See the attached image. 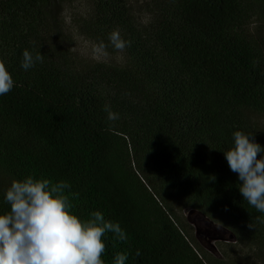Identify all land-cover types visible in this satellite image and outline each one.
Segmentation results:
<instances>
[{
	"label": "trees",
	"instance_id": "obj_1",
	"mask_svg": "<svg viewBox=\"0 0 264 264\" xmlns=\"http://www.w3.org/2000/svg\"><path fill=\"white\" fill-rule=\"evenodd\" d=\"M84 1L0 0V60L14 80L0 95V213L13 180L64 181L74 214L100 211L126 234L102 237L105 264L117 253L125 264H228L178 204L233 235L241 263L264 264V213L224 155L235 131L264 147V0H150L144 17L127 0ZM114 30L130 42L122 52ZM76 38L103 43L108 60H83ZM25 49L43 62L24 70Z\"/></svg>",
	"mask_w": 264,
	"mask_h": 264
},
{
	"label": "clouds",
	"instance_id": "obj_2",
	"mask_svg": "<svg viewBox=\"0 0 264 264\" xmlns=\"http://www.w3.org/2000/svg\"><path fill=\"white\" fill-rule=\"evenodd\" d=\"M114 49L123 51L130 42L114 30L109 34ZM106 46L101 43L100 50ZM21 67L32 68L43 62V55L33 56L25 49ZM14 80L3 60H0V95L9 93ZM109 120L119 115L105 108ZM234 146L224 152L228 166L238 174L239 191L244 200L258 212L264 213V147L253 135L242 131L233 133ZM67 182L52 183L49 179L28 176L13 180L6 190L5 201L10 210L0 213V264H105L102 259L106 245L102 237L107 232L118 240H126L119 223L106 221L100 211L82 220L72 211L73 205L65 189ZM140 255L139 250L136 253ZM127 254L117 253L114 264H125Z\"/></svg>",
	"mask_w": 264,
	"mask_h": 264
},
{
	"label": "rangeland",
	"instance_id": "obj_3",
	"mask_svg": "<svg viewBox=\"0 0 264 264\" xmlns=\"http://www.w3.org/2000/svg\"><path fill=\"white\" fill-rule=\"evenodd\" d=\"M131 6L134 8V11L136 14H138L140 17H144V11H145V6L146 4L150 1V0H127ZM75 7H77L79 9V11L81 10V8H85L86 2L84 0H76V2L73 4ZM76 10V9H75ZM75 13L74 10L70 9V7H68L65 11V16L69 17L71 15H73ZM74 49L75 52H77V54L82 57L83 60L86 61H106L108 60V57L101 52V50L99 48H97L96 45L85 41L82 38H76L74 41ZM176 211L178 213V216L181 219H184L185 221H187L189 223V225L192 227V231L191 233H193V235H196V227L190 223L189 221V217H191L192 220L195 221V223L202 225V230L203 232L208 235L206 236V239L203 238V244L204 246L203 249L210 255L214 256V257H218L220 258V250H225L229 255H230V259L232 261H230V259L228 260V264H243L239 261L240 256L242 255L241 249L235 245V241L231 242V241H222L221 238L224 239H229L230 235L225 233V232H220L219 230L215 229L213 227V225L205 220L204 218L201 219L200 216L194 214L192 212V210L190 208H185L183 206H181L180 204L175 206ZM210 237L215 238L211 244L214 245L217 250L218 253L217 254H213L211 252L208 251V249H206L205 247H208L209 241H210ZM224 243L223 246H221V244Z\"/></svg>",
	"mask_w": 264,
	"mask_h": 264
},
{
	"label": "water",
	"instance_id": "obj_4",
	"mask_svg": "<svg viewBox=\"0 0 264 264\" xmlns=\"http://www.w3.org/2000/svg\"><path fill=\"white\" fill-rule=\"evenodd\" d=\"M188 219H189L190 223L193 224L196 227V238H197V240L200 242V244L202 246H204V244H203V238L206 239V236H208V235H206L203 232L202 225H199V224L195 223V221L192 220L191 217H189ZM214 239L215 238L210 237V241H209V244L210 245L208 247H205V248L208 249L209 252H211L213 254H217L218 253L217 248L214 245L211 244V242ZM221 239H222V241H231V242L235 241V237L233 235H230V238L228 240L227 239H224V238H221Z\"/></svg>",
	"mask_w": 264,
	"mask_h": 264
}]
</instances>
